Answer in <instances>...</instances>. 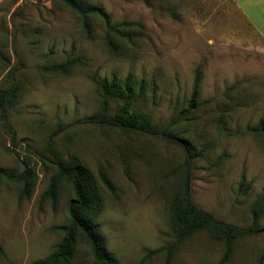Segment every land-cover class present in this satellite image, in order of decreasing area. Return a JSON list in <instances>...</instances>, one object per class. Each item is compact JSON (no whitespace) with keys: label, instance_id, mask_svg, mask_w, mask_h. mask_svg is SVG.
Returning <instances> with one entry per match:
<instances>
[{"label":"rangeland","instance_id":"obj_1","mask_svg":"<svg viewBox=\"0 0 264 264\" xmlns=\"http://www.w3.org/2000/svg\"><path fill=\"white\" fill-rule=\"evenodd\" d=\"M77 1L103 8L113 24H135L131 39L115 38L117 54L101 18L90 17L86 32L85 13L64 1L0 0V88L12 86V69L20 86L16 105L6 116L0 110V168L10 173L0 177V246L9 259L0 264L46 258L64 237L74 190L61 181L56 200L45 198L59 158L90 171L103 201L96 222L118 264H165L169 253L171 264H219L225 247L209 233L181 243L172 234L170 198L183 185L185 154L163 131L191 142V202L251 231L228 264H264V207L255 212L264 144L246 133L264 120V0ZM77 57L85 64L67 74L50 70ZM114 76L143 87L141 109L156 134L87 123L99 84ZM30 171L34 190L23 199ZM72 264H94L81 241Z\"/></svg>","mask_w":264,"mask_h":264},{"label":"trees","instance_id":"obj_2","mask_svg":"<svg viewBox=\"0 0 264 264\" xmlns=\"http://www.w3.org/2000/svg\"><path fill=\"white\" fill-rule=\"evenodd\" d=\"M84 11L82 20L86 32L91 31L90 17L101 18L106 26L105 43L111 53L117 54L119 45L115 38H129L133 34L127 32V28L135 24L121 23L113 24L111 15L103 8L78 2ZM0 59L7 61L6 55L0 52ZM85 64L82 57L69 58L65 63L53 65L50 70L60 74H67L71 69ZM16 69L9 72L13 84L10 88H0V110L3 116L16 105L20 92V86L15 79ZM202 84V73L197 71L196 80L193 89L191 109L198 106L200 89ZM144 96L143 87L132 78L120 80L116 76L110 80L106 79L99 84L98 97L100 106L87 121L95 125H108L110 127L120 128L126 131H139L143 134H156L150 118L141 109L142 98ZM116 105V111L111 114L112 105ZM246 133L259 139L264 144V120L259 123L248 126ZM163 137L179 145L185 154V164L183 167L182 187L170 198V227L177 243H181L201 232L209 233L214 239L223 243L225 253L219 264H228L233 254L234 243L243 237L251 234V231L220 221L213 214L194 205L190 200V183L192 164L195 154L192 150L191 142L185 138H180L172 131H163ZM9 171L0 168V177H10ZM32 173H26L21 179L24 182V188L21 194L23 199L30 198L34 190V183L31 179ZM102 181L109 189H114L110 180L101 175ZM61 181L68 182L74 190V198L70 202L69 223L60 229L64 233L62 240L54 247V251L46 258L33 261L29 264H72L75 248L81 241L86 244L94 257V264H118L113 254L106 246V239L101 232L100 224L96 222L103 201L95 187L94 179L90 171L79 164L75 158H59L57 173L52 178L49 190L45 198L56 200L59 184ZM264 207V194L255 204V212L258 208ZM169 247V251L173 250ZM165 249H160L151 254L161 253ZM165 264H171V253ZM0 258L9 260L6 252L0 246Z\"/></svg>","mask_w":264,"mask_h":264},{"label":"water","instance_id":"obj_3","mask_svg":"<svg viewBox=\"0 0 264 264\" xmlns=\"http://www.w3.org/2000/svg\"><path fill=\"white\" fill-rule=\"evenodd\" d=\"M61 1H64V2L68 3L69 5H71L72 7H74L75 9H78V10L84 12L82 10L81 6L75 0H61ZM13 152L15 153L16 149H14Z\"/></svg>","mask_w":264,"mask_h":264},{"label":"crops","instance_id":"obj_4","mask_svg":"<svg viewBox=\"0 0 264 264\" xmlns=\"http://www.w3.org/2000/svg\"><path fill=\"white\" fill-rule=\"evenodd\" d=\"M240 8L242 9V7L240 6ZM243 10V9H242ZM249 18V19H248ZM247 19L248 20H251L250 17L247 16ZM251 24H253V26L255 25V28L259 29L258 26L256 24H254V22L251 20ZM261 32V31H260Z\"/></svg>","mask_w":264,"mask_h":264}]
</instances>
